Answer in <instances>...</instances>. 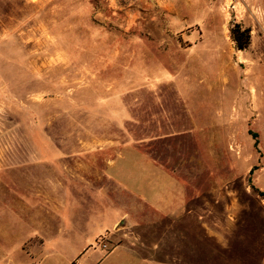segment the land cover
<instances>
[{"label": "rangeland", "instance_id": "obj_1", "mask_svg": "<svg viewBox=\"0 0 264 264\" xmlns=\"http://www.w3.org/2000/svg\"><path fill=\"white\" fill-rule=\"evenodd\" d=\"M169 2L0 0V264H99L125 206L83 199L80 176L131 151L167 174L178 230L225 233L187 236L182 256L264 264V0ZM131 168L124 183L154 193Z\"/></svg>", "mask_w": 264, "mask_h": 264}, {"label": "crops", "instance_id": "obj_2", "mask_svg": "<svg viewBox=\"0 0 264 264\" xmlns=\"http://www.w3.org/2000/svg\"><path fill=\"white\" fill-rule=\"evenodd\" d=\"M113 1L116 3L117 9L121 10L127 7V12L133 16L142 14V11L150 9L155 3L161 5L163 7L162 9H167V3L170 4L169 0H131L127 5L121 4L120 0ZM126 160L128 161L126 162ZM143 162L147 164V162L135 152L131 151L127 155H118L113 160L108 161L103 170L104 172L96 174L87 173L80 176L84 182L80 183L83 199L88 198L89 200L91 196L105 197L104 193L107 190V194L110 195L109 197L114 205L122 203V206H125L123 213L119 211L113 227L107 231H103L105 233L114 231L117 239L110 253L99 264H102L107 258L122 252L135 256L143 254L144 264H217L222 261L224 258L222 253L225 252H215L217 250H213L208 261H203V263L197 262L199 258L198 255H194L193 258H186L179 253V245L184 244L183 241L185 238L188 239L187 236L200 241L201 239L216 240L220 238L219 242L226 245L225 242L221 241L223 237L217 236L225 235V233H216L213 231L202 232L200 230H198L199 232L178 230L176 224L178 223L179 213H177L176 206H173L170 210L165 207L167 195L163 185L167 182V174L160 167L152 166L149 163L150 167H146ZM133 166V170L149 173L152 177H155L154 193H152L153 183L151 184V182L149 184L151 194L144 193L140 190L143 189L145 185L143 188L139 186L133 189L124 183L125 171L131 173V167ZM117 170L122 173L118 174L117 172L119 171ZM163 180L164 183L162 182ZM91 198L93 199L94 197ZM175 199L174 197V201ZM152 209H156L159 214L152 217ZM133 218L140 222V229H142V232L139 234L135 233V227L132 225ZM92 220L94 219L89 221ZM192 220L191 227H195L194 222L197 220H194V217ZM170 222L175 224V229H167V224ZM148 224H150V227L146 226ZM100 236L101 235L98 237ZM194 244L209 245L208 242L203 241ZM194 244L189 242L190 247ZM145 256H147V258H145ZM216 259H219L217 263L215 262ZM221 264L223 263L221 262Z\"/></svg>", "mask_w": 264, "mask_h": 264}, {"label": "trees", "instance_id": "obj_3", "mask_svg": "<svg viewBox=\"0 0 264 264\" xmlns=\"http://www.w3.org/2000/svg\"><path fill=\"white\" fill-rule=\"evenodd\" d=\"M236 44H237V49L238 50H245L246 49V42H241L239 39L235 38ZM253 139L255 140V146L258 147V138L256 134H251ZM254 171V168L251 169L250 171V175L252 174V172ZM250 185L251 188L253 189V191L262 199L264 200V191H260L258 188H256L253 184H251L250 181Z\"/></svg>", "mask_w": 264, "mask_h": 264}]
</instances>
